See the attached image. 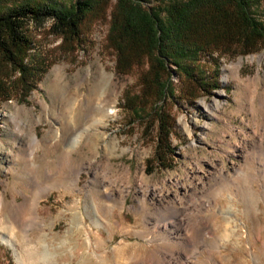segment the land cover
Here are the masks:
<instances>
[{
	"label": "rangeland",
	"instance_id": "rangeland-1",
	"mask_svg": "<svg viewBox=\"0 0 264 264\" xmlns=\"http://www.w3.org/2000/svg\"><path fill=\"white\" fill-rule=\"evenodd\" d=\"M20 1L0 0V9ZM116 2L98 0L76 38L52 32L49 20L28 24L30 43L17 62L0 55L2 218L13 202L28 201L23 227L34 240L47 233L53 244L31 264H264V41L246 53L234 46L201 53L188 73L166 61L157 78L148 55L123 48L130 63H120L110 32ZM159 80L168 82L163 96ZM161 118L169 145L159 164ZM174 211H200L214 235L224 212L244 211L232 218L247 250L235 238L221 240L220 251L207 240L177 244L186 226H172ZM78 212L84 231L72 224ZM11 238L20 249L22 232ZM0 264H17L14 248L2 242Z\"/></svg>",
	"mask_w": 264,
	"mask_h": 264
},
{
	"label": "trees",
	"instance_id": "trees-1",
	"mask_svg": "<svg viewBox=\"0 0 264 264\" xmlns=\"http://www.w3.org/2000/svg\"><path fill=\"white\" fill-rule=\"evenodd\" d=\"M97 1L75 0L63 5L55 0H24L1 8L0 55L9 63L17 62L21 50L30 43L28 24L42 26L49 20L55 34L78 37L82 21ZM143 3L117 0L110 32L116 40L120 63L129 61L123 48L136 52L132 56L139 59L148 55L160 69L156 70L157 78L166 61L186 73L190 62L196 63L201 53H223L230 46L246 53L253 51L258 41H264V24L259 17L264 14V0H168L164 6L150 7ZM158 87L160 95H165L167 80H159ZM133 108L139 113L143 105ZM156 112L161 117L160 108ZM168 129L161 118L156 150L159 164L160 149L169 145Z\"/></svg>",
	"mask_w": 264,
	"mask_h": 264
},
{
	"label": "bare ground",
	"instance_id": "bare-ground-1",
	"mask_svg": "<svg viewBox=\"0 0 264 264\" xmlns=\"http://www.w3.org/2000/svg\"><path fill=\"white\" fill-rule=\"evenodd\" d=\"M100 88H101V82H98L95 86L96 92L99 91ZM96 92H94V94ZM32 140L33 142H35L36 137H33ZM235 190L239 191L238 188H235ZM244 196H245L244 192H242L241 197L244 198ZM1 204L2 202L0 201V207H1ZM37 206H38V202L35 200L32 204V207H30L31 213L34 214L36 219L38 218ZM28 209H29L28 201H26L24 204H17L13 202L8 208V212L5 218H2L0 214V231L2 230V231L9 232L11 237L15 235L16 230H19L22 232V239H23L22 242L23 243L20 249L15 247L16 246L14 244L15 239L13 240V238L11 237L7 238L6 236L0 233V242L6 243L14 248L17 264H31L33 263L32 258L39 255V259H40L41 256L44 257L45 255L50 254V251H51L50 248L51 247L53 248L52 246L53 244L51 245L48 243L49 235L47 233H43L42 235L38 236L36 240H34V238L31 237L32 231L28 232L30 230L27 231L25 230V227H23L22 222H21L22 217H23V214ZM201 214L202 213L200 211H193L187 214L183 213V211H174L169 214V217H171V219H175L177 221L175 226L174 224L172 225L174 228L176 227V225L178 227H181L183 225L186 226V228L184 229L183 238H179L178 240H176L177 244L188 248V246H191L192 244H195V243L201 244L204 241H205L204 245L206 246L207 241H208L211 249L220 251V247H222L220 243L221 240L226 239L227 241L231 242V240L235 238L237 240V242H234L235 246H238L245 251L247 250V248L243 245V241H242L243 236L238 235L239 228L236 225H233V218H232L234 216V218L237 219L240 214H245L244 211L224 212L222 214L223 215V219H222L223 225L221 228L222 232L219 235L212 234L211 230H209L208 228V222ZM162 216L165 217L167 215L163 214ZM72 219H73L72 224L77 225V223H80V227L84 231V228H85L84 227V217L81 214V212H78L76 214L74 213L72 215ZM196 219L197 221H194ZM94 220H95L94 222L95 226L103 225L100 219L95 218ZM180 220L182 221L180 222ZM39 225L34 227L33 230H36L38 227H40ZM163 227L166 228L167 225L164 224ZM263 229H264V226L259 225L260 233L262 232ZM260 233L258 234L259 237L261 236ZM88 239H89L88 237L85 238L86 244L88 243ZM12 240L14 243L12 242ZM250 256H252L255 262L257 261L259 262V258H260L259 254H257L256 252H252ZM162 259L163 260L161 264H178V261L174 263L173 261L174 259L173 260L165 259V258H162ZM212 263L217 264L214 260L212 261ZM246 264H249V262L247 261Z\"/></svg>",
	"mask_w": 264,
	"mask_h": 264
}]
</instances>
